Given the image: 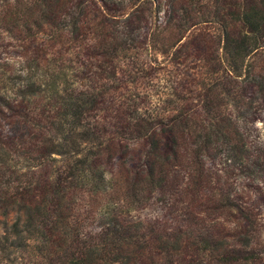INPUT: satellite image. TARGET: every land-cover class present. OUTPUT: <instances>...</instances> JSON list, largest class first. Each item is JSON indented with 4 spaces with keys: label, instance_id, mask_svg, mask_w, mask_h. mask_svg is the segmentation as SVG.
Returning a JSON list of instances; mask_svg holds the SVG:
<instances>
[{
    "label": "trees",
    "instance_id": "trees-1",
    "mask_svg": "<svg viewBox=\"0 0 264 264\" xmlns=\"http://www.w3.org/2000/svg\"><path fill=\"white\" fill-rule=\"evenodd\" d=\"M263 207L264 0H0V264H264Z\"/></svg>",
    "mask_w": 264,
    "mask_h": 264
},
{
    "label": "rangeland",
    "instance_id": "rangeland-1",
    "mask_svg": "<svg viewBox=\"0 0 264 264\" xmlns=\"http://www.w3.org/2000/svg\"><path fill=\"white\" fill-rule=\"evenodd\" d=\"M155 21L157 17H152ZM131 72L128 74L129 77L127 78L126 74L122 77L125 81L129 80L135 82L136 86L134 88H130L131 92H127V97H130L136 102L139 103V106L142 105L140 108L142 110H147V108H152L154 104H159L161 101H157L156 96H159L160 100L164 98L163 92H167V83H164V79L167 78L168 71L173 69L172 66L167 65L164 61L163 57L160 55H143L139 58V60L133 64V67L130 66ZM196 70L193 67L192 63H188L185 66H180L176 69L178 73V77L182 76L183 78L190 79L187 75L188 72H193ZM171 80H177L178 79ZM106 122H110L109 115L105 118ZM262 125L260 122H257V127L260 128ZM154 211V210H153ZM151 212L154 214L155 212ZM263 218H262V229L260 237L264 240V207L262 208ZM132 216L135 214L132 213ZM13 264H31L29 262H21L19 263L18 259L14 261ZM12 264V263H9Z\"/></svg>",
    "mask_w": 264,
    "mask_h": 264
}]
</instances>
